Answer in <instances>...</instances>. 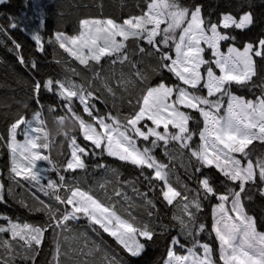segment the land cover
<instances>
[{
    "label": "snow or ice",
    "instance_id": "obj_1",
    "mask_svg": "<svg viewBox=\"0 0 264 264\" xmlns=\"http://www.w3.org/2000/svg\"><path fill=\"white\" fill-rule=\"evenodd\" d=\"M8 2L0 0V5ZM35 7L39 10L41 6L37 3ZM203 8L200 3L186 4L182 0H145V10L122 23L111 18H85L80 21L77 35L57 32L54 41H48L93 71V78L112 97L113 107L118 97L103 74L102 60L111 65H128L132 69L130 75L125 78L122 73L116 86L127 91L129 86L142 85L141 94L135 103L127 101L131 110L121 119L112 110L99 111L97 104L107 101L92 81L85 87L69 78H34L32 99L39 107L31 119L21 116L8 129V176L37 202L29 207L21 200L22 206L44 214L46 220L42 224L17 223L0 214V219L7 221L0 224V264H36L49 232L53 248L48 264H66L69 260L89 264L80 260L82 256H102L108 264H125L73 227L82 219L97 235L107 233L114 238L131 257H140L149 243L166 239L161 264H264V232L258 231V218L247 210V202L257 193L264 197V154L256 155L255 149L249 147L254 142L264 145V34L246 42L241 49L232 43L236 36L223 31L249 29L257 23L248 0L240 4L242 14L238 17L221 13L215 22L205 16ZM9 27L15 30L19 25L12 19ZM0 32L6 29L0 27ZM32 39L38 50L44 51L38 32ZM222 42H229L226 52L221 51ZM13 43L15 49H20L19 43ZM206 51L211 52L212 59L205 58ZM134 56L139 59H132ZM145 57L156 59L155 66H149L151 72L138 67ZM17 58L25 67L29 63L31 69L38 67L35 60L29 62L19 53ZM96 66L100 69L94 70ZM164 71L172 74L176 83L168 84L162 78L152 85L150 75L162 76ZM72 72L78 75L75 69ZM233 86L257 90L259 95L247 99L235 94ZM44 92L55 95L59 105L50 104L45 109L41 104ZM77 104L91 122L80 115ZM45 114H52L61 129L71 119L78 124L83 139L91 142L81 146L75 135L62 131L71 149L70 158L62 166L45 154L54 143L46 131ZM18 134L23 141L17 140ZM158 148L170 160L175 152L186 155V172L198 187L185 184L182 191H177L170 179L169 164L155 155ZM105 154L138 169L135 180L122 182V186L130 183L145 206L156 208L148 193L159 188L163 201L179 208L180 214L174 213L171 218L175 225H157L151 220L138 223L127 193L114 189L101 199L92 188L85 189L75 177L66 178L63 174L86 171V160ZM95 167L105 165L97 163ZM50 172H55V178ZM217 174L223 178L219 184ZM141 177L148 191L136 187ZM99 187L103 189L104 185ZM7 194L12 195L11 186ZM212 199L217 203L212 205L209 234L214 233L218 242L215 250L199 239L208 230L199 214L204 202ZM5 202V185L0 183V203ZM152 215L149 211L148 216ZM173 226L179 228L176 235H171ZM5 233L10 234V239L3 238ZM181 236L190 239L191 247L182 243ZM138 237H143V242ZM178 249H184L186 254H180ZM92 264H96L95 259Z\"/></svg>",
    "mask_w": 264,
    "mask_h": 264
},
{
    "label": "trees",
    "instance_id": "obj_2",
    "mask_svg": "<svg viewBox=\"0 0 264 264\" xmlns=\"http://www.w3.org/2000/svg\"><path fill=\"white\" fill-rule=\"evenodd\" d=\"M31 1L9 0L7 4L0 5V27L6 29V32H0V136L4 137V140L0 141V181L5 185L6 201L5 203H0V214L10 217L13 222L17 223L42 224L46 220L44 214L29 211V208L23 207L20 203L22 200L29 207H33L37 205V202L31 198L26 189L16 186L8 176L10 166V154L7 148L8 129L21 116L31 119L33 112L38 110L39 107L32 99V84L34 78L41 79L50 76L69 78L85 87L88 86L89 81H92L94 87L101 89L103 99L107 101V103L97 104L99 111L101 113H107L109 110H112V114H119L121 119L131 110L127 101L131 99L135 103L141 94L142 88V85L135 87L129 86L128 90L124 91L122 88L117 87L116 81L121 77V74L123 73L124 77L127 78L132 69L128 65H111L102 60L103 74L109 78L118 97L115 100V107H113L114 102L112 97L103 91L101 82L93 78V71L85 68L84 65H80L78 61L74 60L63 49H60L57 44L49 43L48 41H54L57 32L77 35L80 31V21L85 18H111L118 23H122L124 19L139 15L142 10H145V0H45L41 2L39 10L34 5L31 7ZM182 2L186 4H202L204 6L203 12L205 16L215 22L220 18L221 13L230 12L238 17L242 14L239 6L245 0H182ZM248 2L252 4V11L257 17V23L249 29L223 30L225 32H231L232 35L236 36V40L232 43L241 49L246 42L254 41L264 34V0H248ZM244 10H247V8ZM26 15L27 18L25 17ZM12 19H15V22L19 25L15 30L9 27ZM41 20H43V25L40 24ZM36 32L41 36L44 51H39L36 42L32 39L33 34ZM13 41L21 45L20 49H15ZM131 43L129 42V44ZM228 44L229 42L221 43L223 51L227 50ZM18 53L29 62L35 60L38 66L37 69H31L30 63L28 67L21 65L17 58ZM171 54H174L173 49L171 50ZM204 56L206 59H212L210 51H206ZM132 59H139V56H134ZM155 64L156 59L154 57H145L143 63L139 64L138 67L151 72L149 66H155ZM72 69H75L78 75L73 73ZM99 69L100 66H96L94 70ZM162 78L168 84L176 83L175 77L167 71H164L162 76L150 75V83L155 85ZM233 91L235 94L244 96L247 99H253L255 95H259L257 90L247 91L244 88L235 86H233ZM204 94H206V91ZM121 97L122 99H120ZM59 103L55 95L48 92L42 93L41 104L45 106V109L50 104L59 105ZM77 111H79L85 120H89L90 122L87 114L83 113L82 107L78 104ZM195 115L198 116V114ZM45 120L49 139L54 140L53 146L45 154L50 155V158L55 163L62 166L70 158L71 149L69 147V140L58 132L59 127L55 123L52 114H45ZM68 121L72 120H66V125ZM65 131H67V127H65ZM70 133L77 137V141L81 146L85 144L90 145V142L85 141L81 136L82 134L78 124H75L74 130ZM196 139L198 142V137ZM249 147L255 149L256 155L264 154V145L259 142H254ZM155 155L159 160L169 164L172 171L170 179L177 191H182L183 185L185 184L193 189L198 187L195 181L189 179L186 172L188 165L186 155L181 152H175L173 154L174 158L170 160L169 157L163 154V150L160 148L156 149ZM86 163L88 164L86 171L77 170L76 172H65L63 174L66 178L75 177L85 189L92 188L101 199H105V195L111 194L114 189L127 193L131 198L133 215L137 218L138 223L151 220L157 225L160 223L175 225V222L171 218L174 213L179 215L180 210L178 207L167 205V202L163 201L159 188H157L155 193H148L149 197L156 204L155 209H150L144 205L140 197L135 195L130 183L123 184L122 186V182L135 180L139 175L138 169L115 157H109L106 154L102 157L90 158L86 160ZM97 163L104 164L105 167L97 168L95 167ZM188 171H191V169H188ZM211 171L215 173V169ZM49 175L55 178L56 174L55 172H50ZM221 179L223 178L217 174L216 183L219 184ZM156 183L162 184L160 181H156ZM99 185H104V188L101 189ZM10 186L12 188L11 196L7 194V189ZM136 187L142 192L148 191L147 185L143 182L142 177L141 182ZM41 198L47 200L46 197ZM179 199L178 197L177 200ZM105 202L107 203V200ZM215 203H217L215 199L205 201L204 210L199 214V219L208 226V230L201 233L199 239L201 242L209 243L214 250L218 249V242L215 240L214 233H209L212 224V205ZM247 210L250 215L258 218V231L264 232V197L259 196L257 193L252 201L247 202ZM149 211L153 212L151 217L148 216ZM6 223L7 221L0 219V224ZM73 227L78 229L80 233H86L89 241H95L96 244L101 245L103 251L107 252L109 256L116 254L125 264H161V260L165 256L166 239L158 240L155 244L149 243L140 257H131L107 233L97 235L93 232L88 227L86 220L82 219L78 221ZM170 232L171 235H176L179 232V228L173 226ZM45 236L46 241L41 246L42 250L36 258V264H48V261L52 259L50 255L53 248L52 234L49 232ZM180 239L182 243H185L186 247H191L190 239H186L183 236ZM178 252L180 254L186 253L184 249H178ZM93 259H95L96 264H101L102 260L103 264H108L107 260L102 256L80 257L81 261L87 260L89 264H92ZM216 259H218V251L216 253ZM17 264H21V262L18 261ZM66 264H77V261L69 260Z\"/></svg>",
    "mask_w": 264,
    "mask_h": 264
},
{
    "label": "rangeland",
    "instance_id": "obj_3",
    "mask_svg": "<svg viewBox=\"0 0 264 264\" xmlns=\"http://www.w3.org/2000/svg\"><path fill=\"white\" fill-rule=\"evenodd\" d=\"M45 0H32L31 1V7H32V5H34V7H35V5L38 3L39 5L41 4V2H44ZM26 18H27V15L25 16ZM93 19H97V18H93ZM100 19V18H99ZM118 23V22H117ZM65 35H68V34H65ZM68 36H72V35H68ZM118 40L120 39L119 37L117 38ZM223 43V42H222ZM203 47H207L206 45H202ZM173 50H174V48H173ZM221 51H223L222 50V48H221ZM227 51V50H226ZM226 51H224V52H226ZM175 55V52H174V54H173V56ZM202 71H203V69H202ZM217 71V73H218V70H216ZM91 122V121H90ZM150 123V122H149ZM154 127V126H153ZM170 127V130L171 131H175L174 129H171V126H169ZM98 130H100V129H98ZM159 130H163V126H161V128L159 129ZM46 131H47V129H46ZM81 134H82V132H81ZM82 137H83V135H81ZM17 140H19V141H23V136L22 135H17ZM78 142V141H77ZM88 142H90V141H88ZM79 143V142H78ZM91 143V142H90ZM0 183H1V181H0ZM4 236H3V238L4 239H10V234L9 233H5V234H3ZM138 239H140L141 240V242H143V237H138ZM186 254V253H185Z\"/></svg>",
    "mask_w": 264,
    "mask_h": 264
},
{
    "label": "clouds",
    "instance_id": "obj_4",
    "mask_svg": "<svg viewBox=\"0 0 264 264\" xmlns=\"http://www.w3.org/2000/svg\"><path fill=\"white\" fill-rule=\"evenodd\" d=\"M65 127H67V131H68V132H71V131L74 130V128H75V124H74L73 121H68V122H67V125H66L65 122H64V124H63V129L58 128V132L61 133L62 131H65Z\"/></svg>",
    "mask_w": 264,
    "mask_h": 264
}]
</instances>
